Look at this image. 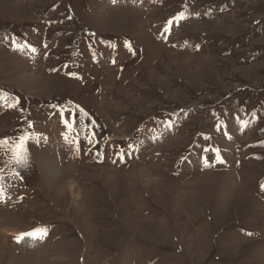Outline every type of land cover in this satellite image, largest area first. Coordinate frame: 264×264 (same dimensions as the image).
<instances>
[{"label": "rangeland", "instance_id": "1", "mask_svg": "<svg viewBox=\"0 0 264 264\" xmlns=\"http://www.w3.org/2000/svg\"><path fill=\"white\" fill-rule=\"evenodd\" d=\"M0 264H264V0H0Z\"/></svg>", "mask_w": 264, "mask_h": 264}, {"label": "snow or ice", "instance_id": "2", "mask_svg": "<svg viewBox=\"0 0 264 264\" xmlns=\"http://www.w3.org/2000/svg\"><path fill=\"white\" fill-rule=\"evenodd\" d=\"M30 142H31V139L29 137L20 136L11 144L10 150L12 152L13 160L21 168H27L30 166V153L27 147V145ZM3 143H7V141ZM220 162H223V161H220ZM15 174L19 176L20 173L19 171H17ZM26 235L34 237L36 234L31 233V234H26ZM18 239H23V236L19 237Z\"/></svg>", "mask_w": 264, "mask_h": 264}, {"label": "bare ground", "instance_id": "3", "mask_svg": "<svg viewBox=\"0 0 264 264\" xmlns=\"http://www.w3.org/2000/svg\"><path fill=\"white\" fill-rule=\"evenodd\" d=\"M70 190H71V192H72L73 197H74L75 199H77V197H79V195H80V191H79V188L77 189V186L74 185V182H72V183L70 184ZM2 232H3V231H2ZM10 234H11V233H10ZM3 235H6V234L4 233ZM8 235H9V234H8ZM11 235H13V234H11ZM16 236H19V235H16ZM28 236H29V235H28ZM34 237H35V236H34ZM34 237H33V236H30L29 238L25 239L24 241H26L27 243L32 242V240L34 239Z\"/></svg>", "mask_w": 264, "mask_h": 264}]
</instances>
